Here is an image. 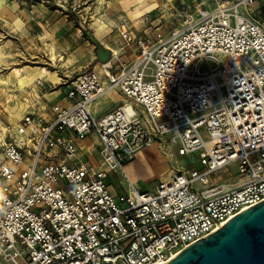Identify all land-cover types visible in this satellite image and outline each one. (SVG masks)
<instances>
[{"label": "built area", "instance_id": "obj_1", "mask_svg": "<svg viewBox=\"0 0 264 264\" xmlns=\"http://www.w3.org/2000/svg\"><path fill=\"white\" fill-rule=\"evenodd\" d=\"M257 0H219L180 29L122 38L136 55H111L77 74L48 117L26 113L0 142V264H164L264 199V23ZM143 22L149 20L144 14ZM119 92L121 104L90 106ZM93 133L97 166L78 156ZM156 144L195 156L153 189L127 177ZM235 168L234 184L218 183ZM119 174L125 188L110 189ZM220 180V179H219Z\"/></svg>", "mask_w": 264, "mask_h": 264}, {"label": "rangeland", "instance_id": "obj_2", "mask_svg": "<svg viewBox=\"0 0 264 264\" xmlns=\"http://www.w3.org/2000/svg\"><path fill=\"white\" fill-rule=\"evenodd\" d=\"M206 1L0 0V142L8 140L20 118L38 104L35 79L53 82L48 92L62 93L80 71L100 65L86 30L118 57L125 50L129 55L134 46L122 38L123 29L133 35L151 34L156 28L180 29L198 19ZM213 2L208 3L214 6ZM144 14L149 16L147 22L142 20ZM193 159L177 155L173 148L163 155L154 143L138 150L124 171L136 186L151 190L175 169L198 166ZM219 179L218 183L234 184L235 168L221 172ZM108 180L113 193L125 188L119 174Z\"/></svg>", "mask_w": 264, "mask_h": 264}, {"label": "water", "instance_id": "obj_3", "mask_svg": "<svg viewBox=\"0 0 264 264\" xmlns=\"http://www.w3.org/2000/svg\"><path fill=\"white\" fill-rule=\"evenodd\" d=\"M95 46L96 62H109L111 50L86 30ZM164 264H264V199L200 237Z\"/></svg>", "mask_w": 264, "mask_h": 264}, {"label": "crops", "instance_id": "obj_4", "mask_svg": "<svg viewBox=\"0 0 264 264\" xmlns=\"http://www.w3.org/2000/svg\"><path fill=\"white\" fill-rule=\"evenodd\" d=\"M213 1H214L213 2L214 6L209 5V3H211V0L205 2L204 6H206L205 7L206 10H211L212 8H214L219 0H213ZM250 11L252 12L253 16L257 17L260 21L264 22V0H257L256 5ZM111 51L114 52V49H111ZM126 52L127 50L124 51V54L120 55L119 59L122 62L127 63V62H130L135 56V48L129 49V52H130L129 55H126ZM111 55H112V52H111ZM115 56L117 55L115 54ZM112 63H113V60L111 59L109 60L108 65ZM91 68L101 73V70H102L101 64L99 66L93 65V67ZM34 82H35L34 86H36L34 87L35 94L37 95L36 101L38 102V104L34 106L32 111H30L31 113H36V114L48 117L50 113V108L53 104L58 103L64 106L69 105L70 102L65 97V90L67 87L63 90L62 93L60 89L55 90L54 92H48L49 89L52 87L53 82H49L41 78L35 79ZM97 101H99V103ZM97 101L93 102L90 108L91 110L93 109L92 111L96 116H100L105 111L113 108L116 105L121 104V102L123 101V97L119 92L114 91V92L109 93L106 96L98 98ZM97 144H98V140L96 136L93 133L88 134L86 138L78 142V150H79L78 156L89 161L92 164L94 161L97 162L98 161ZM159 151L161 152V154L165 155V152H162L161 149H159ZM127 164L124 166V168H126ZM158 181H160V179Z\"/></svg>", "mask_w": 264, "mask_h": 264}, {"label": "bare ground", "instance_id": "obj_5", "mask_svg": "<svg viewBox=\"0 0 264 264\" xmlns=\"http://www.w3.org/2000/svg\"><path fill=\"white\" fill-rule=\"evenodd\" d=\"M115 53V52H114ZM116 54V53H115ZM114 54V55H115ZM52 60H54L55 61V57H52ZM106 65V63H103V64H101V66H105ZM31 84V83H30ZM97 101V100H96ZM98 103H99V101H97ZM95 104V103H94ZM93 110V109H92Z\"/></svg>", "mask_w": 264, "mask_h": 264}]
</instances>
